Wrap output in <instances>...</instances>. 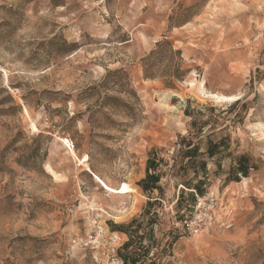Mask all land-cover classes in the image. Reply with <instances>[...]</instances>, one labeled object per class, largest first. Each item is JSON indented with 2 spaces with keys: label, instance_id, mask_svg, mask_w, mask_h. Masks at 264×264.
<instances>
[{
  "label": "rangeland",
  "instance_id": "rangeland-1",
  "mask_svg": "<svg viewBox=\"0 0 264 264\" xmlns=\"http://www.w3.org/2000/svg\"><path fill=\"white\" fill-rule=\"evenodd\" d=\"M163 38L188 69L174 87L142 75ZM0 87L19 106L0 105V264H122L108 223L142 211L147 151L173 149L188 98L228 112L231 150L257 169L215 177L185 221L154 206L149 257L264 264V0H0Z\"/></svg>",
  "mask_w": 264,
  "mask_h": 264
},
{
  "label": "trees",
  "instance_id": "trees-1",
  "mask_svg": "<svg viewBox=\"0 0 264 264\" xmlns=\"http://www.w3.org/2000/svg\"><path fill=\"white\" fill-rule=\"evenodd\" d=\"M63 43L68 44L65 40ZM183 63L181 51L163 38L156 41L141 59L142 75L145 78L160 76L166 87H174L175 81L183 80L188 73ZM0 91L6 94L0 99V105L9 102L13 104L11 107L19 108L5 87H0ZM239 103L240 99L234 100L227 110L234 109ZM242 108L246 111L245 103ZM182 111L188 118L187 128L184 134L177 135L173 149L168 152L164 147H151L147 151L144 175L135 183L147 197L142 211L126 224L108 223L112 232L127 236L116 250L122 264H159L162 259L163 247L149 257L151 247L159 243L156 234L160 228V216L154 206L161 207L162 201L166 200L172 205L175 221H185L197 200L206 195L215 177L224 175L225 182H238L257 169L248 153L236 154L231 150V137L225 132L228 124L223 116V113H228L226 110L188 98ZM0 112H6V108H0ZM242 117L238 111L232 120L235 122L238 118L242 121ZM225 160H229L226 171L223 170ZM169 234L172 236V231ZM175 240L176 235H173L166 241L167 246Z\"/></svg>",
  "mask_w": 264,
  "mask_h": 264
},
{
  "label": "built area",
  "instance_id": "built-area-1",
  "mask_svg": "<svg viewBox=\"0 0 264 264\" xmlns=\"http://www.w3.org/2000/svg\"><path fill=\"white\" fill-rule=\"evenodd\" d=\"M215 202L211 199L207 205V211L204 213L205 214V222L208 221V223L212 220L213 218V211L215 209ZM186 227L188 230H192L193 229V224L190 223H186Z\"/></svg>",
  "mask_w": 264,
  "mask_h": 264
}]
</instances>
